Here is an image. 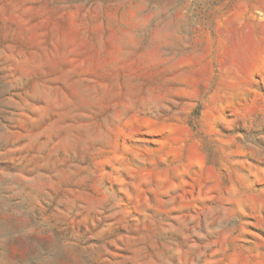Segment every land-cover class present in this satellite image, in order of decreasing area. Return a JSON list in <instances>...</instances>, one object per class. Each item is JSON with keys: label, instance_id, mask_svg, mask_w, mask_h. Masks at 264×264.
Listing matches in <instances>:
<instances>
[{"label": "rangeland", "instance_id": "rangeland-1", "mask_svg": "<svg viewBox=\"0 0 264 264\" xmlns=\"http://www.w3.org/2000/svg\"><path fill=\"white\" fill-rule=\"evenodd\" d=\"M0 264H264V0H0Z\"/></svg>", "mask_w": 264, "mask_h": 264}]
</instances>
